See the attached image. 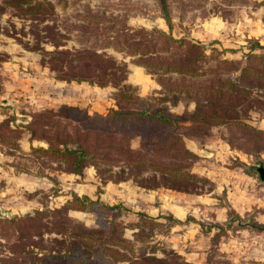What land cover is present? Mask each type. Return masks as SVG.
<instances>
[{"label":"rangeland","instance_id":"obj_1","mask_svg":"<svg viewBox=\"0 0 264 264\" xmlns=\"http://www.w3.org/2000/svg\"><path fill=\"white\" fill-rule=\"evenodd\" d=\"M45 1L53 13L42 23L57 25L63 36L59 48L89 47L123 63L121 83L139 99L165 98L167 112L181 117L179 124L186 128L161 130L167 133L164 143L170 146L158 153H151V145L148 149L138 146V136L128 132L130 147L140 148L136 156L140 162L129 169L90 159L79 173H73L60 154L32 153V148L47 147L44 139H51L53 131L70 133L77 126L87 133L83 116L116 109V88L55 80L39 65L38 52L0 32V219L60 208L73 222L91 228L99 219L112 218L111 212H98L96 200L122 207L112 220L119 222L127 247L107 242L108 249L133 258L173 252L188 264H264V181L255 171L257 165L264 166V134L251 131H264V58L260 59L264 55V0H164L169 27L157 0ZM7 20L15 30L28 29V21L2 13L0 24ZM140 27L198 42L202 68L216 66L215 77L221 82L217 85L223 90L228 89L240 63L261 70L260 78L240 80L250 83L240 88L243 100L237 102L232 90L222 91L227 98L234 96L229 101L214 99L213 104L228 110L224 122L229 126L195 120L194 128L188 117L197 103L203 106L199 114L205 113L208 100L195 98L193 93L164 91L155 74L135 63L138 55L116 48L113 37H120L118 45L124 47L137 38L132 32ZM23 39H30L29 34ZM40 45L52 49L48 42ZM210 77L205 72L202 79ZM38 113L40 118L34 119ZM216 113L222 115L219 109ZM43 124L49 126L45 132ZM143 133L148 136L151 130ZM150 164L166 167L170 173L152 169ZM71 195L94 203L84 209L66 207ZM170 203L186 208L185 213L173 214L167 208ZM43 237L61 236L44 232ZM11 239L0 235V259L10 256L5 246ZM76 245L78 241L73 240V256H61L53 264H84L82 256L88 253V264H94L96 256L91 251L97 248ZM105 259L109 261L105 264H132L125 259L110 262L107 255Z\"/></svg>","mask_w":264,"mask_h":264},{"label":"trees","instance_id":"obj_2","mask_svg":"<svg viewBox=\"0 0 264 264\" xmlns=\"http://www.w3.org/2000/svg\"><path fill=\"white\" fill-rule=\"evenodd\" d=\"M162 17L169 27V19L165 8L164 0H157ZM7 12L10 16H15L22 22L28 21V29L15 30L13 24L7 20L5 25L0 24V32L11 36L23 48L39 53V65L47 68L52 73L55 80L73 81L75 83H87L98 87L113 85L116 88V109H110L107 114H91L83 116V127H88V132L82 127H74L70 133L66 130L52 132L51 139L46 141V148H32L31 152L45 154H60L66 157V164L71 166L70 171L79 173L80 168L90 159L107 162L110 165L119 164V166L132 168L140 161L137 159L138 150L130 147V135L128 132L135 133L138 136L139 145L148 149V145L153 146L151 153L160 150H166L170 144L164 143L167 133L161 130H176L186 128L180 125L181 120L178 115L167 112L163 101L165 98L139 99L132 94L128 85L122 84L125 70L124 64L117 62L111 56L103 52H95L89 47L77 49L59 48L62 34L54 23H42L47 15L53 13L52 5L45 0H0V15ZM87 23H92L91 21ZM82 27V26H81ZM83 28V27H82ZM81 31H85L82 29ZM19 33V36L16 34ZM88 31L87 34H90ZM137 36L124 45L119 46L120 37H113L116 48L123 50L129 55H138L135 63L143 66L147 71L155 74L156 81L164 91H172L183 95L193 93L195 98L205 97L208 102L205 113L199 114L202 105L196 104L194 112L188 117L191 125L194 126L195 120H212L215 123L224 122L229 118L228 110L223 107H217L213 104L215 98L229 101L222 91H235L236 101L243 100L240 97L242 87L250 86V83H244L241 79H255L263 76L260 69L255 68L246 62L240 63L238 73L229 79L228 89L218 87L216 80L215 65H210L203 69V53L201 45L198 42L188 40L185 37L173 38L169 33H164L155 28L145 30L138 28L132 32ZM29 34L30 39H23ZM127 37H132L131 35ZM125 35V34H124ZM48 42L51 50H45L40 42ZM109 44L112 41H107ZM254 57V56H253ZM264 58V55L260 59ZM208 72L212 77L204 78V73ZM207 85L204 86L203 83ZM69 110L70 107H64ZM216 109L222 112V115L216 113ZM45 113L50 112L44 110ZM42 113V112H41ZM41 113L35 114V118H40ZM34 119L30 120L28 127L34 124ZM37 125L38 123L35 121ZM81 124V123H80ZM89 127H92L89 130ZM44 132L49 128L43 124ZM195 128V126H194ZM32 136L34 131L29 129ZM151 130L148 136L143 132ZM48 131V130H47ZM254 135L264 134V131L251 129ZM86 133V136H84ZM91 136V137H90ZM60 146V148H58ZM173 144H171V147ZM167 151V150H166ZM110 159H106L107 157ZM152 169L163 173H170L166 167L155 164L148 165ZM118 180H121L118 179ZM94 202L86 197H77L71 195L66 203V207L72 209H84ZM98 212L108 214L111 212L112 218L120 212V205H105L95 200ZM50 217V218H48ZM112 218H103L97 220L91 228H84L79 222H73L63 212V209L55 208L52 210H35L33 214H24L22 216H13L8 219H0V235L6 238H12L5 248L10 256L0 259L3 264H53L61 256H73V240L78 241L76 247L97 248L91 251L95 255L94 264H105V255L110 258V262L128 260L132 264H188L179 255L175 253H166L162 257L149 255H140L138 257H129L124 253H119L115 249L105 247L107 242H113L115 246H126L122 238V229L119 222ZM261 228H264L261 227ZM44 232L58 233L60 238H44ZM108 238L103 241L102 237ZM111 244V243H108ZM1 246V245H0ZM130 248V247H129ZM123 249V248H120ZM90 253L83 254L84 264H88Z\"/></svg>","mask_w":264,"mask_h":264},{"label":"crops","instance_id":"obj_3","mask_svg":"<svg viewBox=\"0 0 264 264\" xmlns=\"http://www.w3.org/2000/svg\"><path fill=\"white\" fill-rule=\"evenodd\" d=\"M167 208L175 215H181L184 214L186 211V208H182L174 203H170L169 205H167Z\"/></svg>","mask_w":264,"mask_h":264},{"label":"water","instance_id":"obj_4","mask_svg":"<svg viewBox=\"0 0 264 264\" xmlns=\"http://www.w3.org/2000/svg\"><path fill=\"white\" fill-rule=\"evenodd\" d=\"M255 171L257 173V176L260 180L264 181V166L263 165H257L255 167Z\"/></svg>","mask_w":264,"mask_h":264}]
</instances>
